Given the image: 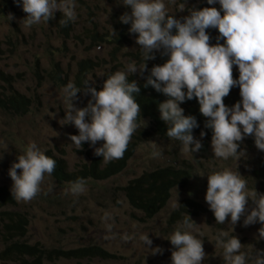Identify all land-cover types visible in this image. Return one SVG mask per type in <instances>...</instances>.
I'll return each instance as SVG.
<instances>
[{"label": "rangeland", "instance_id": "obj_1", "mask_svg": "<svg viewBox=\"0 0 264 264\" xmlns=\"http://www.w3.org/2000/svg\"><path fill=\"white\" fill-rule=\"evenodd\" d=\"M204 1L163 0L167 13L181 21L191 8ZM75 5L76 19L71 21L72 27L66 31L60 22L64 19L63 14L59 11L47 23L41 21L26 28L23 19L27 14L22 10L20 0H0V92H19L30 102L25 115L0 112V151H3L2 145H8L0 158V187H8L10 191L13 182L8 170L17 162V156L24 154L32 143L42 153L51 149L57 156L64 157L69 171L90 160L87 151L93 153L96 147L103 145V141H97L95 145L83 142L81 149L77 150L69 136L77 135L78 130L72 124L62 125L67 106L63 88L67 83L72 82L81 90L73 101L77 108L85 107L91 99L84 88L76 85V75L81 73L85 61L93 65L87 75L93 86L103 84L116 71L127 72L130 64L140 68L144 63L143 50L135 43L137 34L130 33L121 43L100 41V38L112 40L119 17L126 12L131 14L130 6H124L123 0H75ZM9 14L14 19L9 20ZM129 28L130 24H126L125 31L129 32ZM116 44L120 46L115 52ZM54 62L61 65L62 81H52L49 76ZM86 121L90 122V118L86 117ZM194 139L199 140L200 137ZM237 143V151H243L244 155L238 160L234 157L223 159L214 155L211 139L205 150L201 148L191 153L184 151L179 140L147 136L137 146L122 174L104 181L89 179L85 181L86 191L79 195L69 191L71 184H59L45 174L40 193L29 202L14 198L15 206L12 208L28 216V242L63 248L99 244L119 256L118 260H62L57 264H172L171 253L175 248L168 239L177 228L202 239L205 259L201 264H226L224 250L216 243L221 231L228 233L223 238L225 240L236 236L242 244L241 252L247 254L246 264H254L257 250H264V239L258 233L261 224L245 226L244 216L235 225L230 223V217L223 224H218L205 201L207 176L225 169L238 172L246 181L247 191L255 189L264 194V183L255 175L261 165L260 160L264 159V151L256 148L252 136H246ZM154 152L160 155L154 156ZM170 164H187L192 168V178L187 186L173 191L167 205L154 218L139 220L141 214L131 207L119 188L143 171ZM186 196L196 198L206 210L198 214L185 213L180 219L170 220L173 210ZM253 207V201L249 200L245 215ZM188 216L195 223L190 229L182 227ZM144 234L152 241L151 245H144L140 239ZM125 236L130 239L125 240ZM156 247L162 251L152 254L150 249ZM2 248L0 239V250ZM0 264L18 263L0 260Z\"/></svg>", "mask_w": 264, "mask_h": 264}, {"label": "clouds", "instance_id": "obj_2", "mask_svg": "<svg viewBox=\"0 0 264 264\" xmlns=\"http://www.w3.org/2000/svg\"><path fill=\"white\" fill-rule=\"evenodd\" d=\"M20 3L27 14L23 19L26 28L41 21L47 23L56 11L63 14L62 24L76 19L75 0H20ZM207 3H219L223 14L215 7L192 9L181 22L167 13L163 0H123L124 6H130L131 14L124 13L119 20L125 30L126 24H130L129 33L137 34L135 43L143 50L144 63L140 68L130 64L127 72L116 71L103 84H98L103 85L99 91L85 87L83 90L91 96L85 107L77 108L73 103L81 90L72 82L66 84L63 94L67 106L61 120L64 121L62 125L72 124L78 130L77 135L69 136L77 150L83 142L95 145L97 141H103L101 147L94 149L96 156L103 157L105 163L123 158L129 142L132 143L142 125L136 123L141 109L132 95L140 93V87L134 80L128 82V73H136L138 69L143 73L147 70L145 61L155 58L154 51L163 50L161 54H167L169 58L163 65L151 68L144 87L151 86L167 97L158 107L160 119L171 125L167 127L166 135L181 141L185 152L193 153L202 148L200 141L192 135V130L199 127L196 118L184 115V109L180 107L181 103L195 98L200 114L207 118L205 127L212 130L211 146L216 157L240 159L244 152L237 151V142L246 136H252L256 148L264 151V0H207ZM8 18L14 19L11 14ZM209 28L218 30L217 40L223 38L224 44H210L206 32ZM233 65L238 67V79L233 78ZM86 81H89L87 77ZM236 85L241 100L229 108L223 100ZM145 128L143 121L142 130ZM204 135L201 132V137ZM142 142L143 138L137 142L132 155ZM7 146L2 145L0 158ZM43 153L32 143L9 168L8 175L13 182L11 193L17 201L29 202L35 198L41 191L45 174L54 171L56 161ZM241 177L238 172L228 169L207 176L205 201L216 223L223 224L230 217V223L235 225L244 216L245 226L261 224L258 233L264 239V194L255 189L247 191L246 181ZM85 183L79 178L71 184L69 191L73 195L82 194L86 191ZM51 188L50 185L49 191ZM249 200L255 207L245 215ZM202 208L204 211L203 205ZM193 224L188 216L182 227L190 229ZM227 236V232L221 231L216 237L217 245L224 250L226 264H246L247 254L241 252L240 240L236 236L223 239ZM140 239L144 245L152 244L147 234ZM168 240L175 248L171 253L172 264H201L205 259L202 239L191 232L177 228ZM150 251L157 254L162 250L156 247ZM254 264H264V250H257Z\"/></svg>", "mask_w": 264, "mask_h": 264}, {"label": "trees", "instance_id": "obj_3", "mask_svg": "<svg viewBox=\"0 0 264 264\" xmlns=\"http://www.w3.org/2000/svg\"><path fill=\"white\" fill-rule=\"evenodd\" d=\"M204 7H215L221 11L219 3L209 5L207 0L197 4L192 9H202ZM190 11L187 13V16ZM183 21V20H182ZM181 21V22H182ZM72 27L71 21L66 25L64 30H69ZM116 34L113 35L112 40L100 41L108 44L121 43L123 39H127L129 32H125L124 24L119 20L116 25ZM207 34L210 36V44L214 45L217 42L224 44L223 38L217 40L219 36L218 30L215 28L206 29ZM90 33V31H88ZM97 34V33H94ZM173 34L175 30L173 29ZM95 38H98L94 35ZM99 39V38H98ZM120 45L116 44L114 51L118 50ZM161 51H154V59L145 61L147 70L143 73L138 71L135 74L128 75V82L136 81L140 87V93H133L134 100L140 105V115H138L136 123L139 124L145 120L147 121L146 128L142 130V125L133 137L132 143L129 142L127 150L123 158L114 159L105 163L103 157L96 156L90 151V160L79 165L76 170L69 171V166L66 159L62 156H57L51 149L44 150L46 156L56 161V167L50 174L51 178L59 184L70 185L83 178L85 181L91 179L93 181L109 180L112 177L120 174L125 170L128 161L134 151V148L139 140L144 137H158L159 139H169L166 135L167 127L164 121L160 119L158 110L159 104L167 99V97L155 91L151 86L144 87L147 77L150 76V70L154 65H163L169 58L167 54H161ZM144 56V53L142 54ZM93 69L91 63H85L81 67V73L76 75V85L82 88L93 87L97 91L101 90L103 85L93 86L86 81L87 75ZM52 81H62V69L59 63L54 62L53 67L49 72ZM239 70L236 65H233V78L238 79ZM88 82L87 86H84ZM186 91V89H184ZM241 97L239 95V86L232 87L228 96L223 100L224 104L229 108L233 104L239 102ZM184 109V115H192L196 118L199 127L192 130V135L200 137L203 150L207 147V142L212 138V130L205 127L207 118L203 117L199 112V104L195 98L186 100L180 104ZM30 108L29 100L19 92L10 94L0 92V111L11 115L13 112L16 115H25ZM201 132L205 135L201 137ZM176 140V139H175ZM261 165L257 167L255 175L259 181L264 183V159L260 160ZM192 168L187 164L175 165L170 164L155 168L152 171H144L140 176L132 179L127 185L122 186L120 189L125 195L129 203L141 212L140 220L146 221L154 218L165 207L167 202L172 196V193L178 187L187 186L192 178ZM175 208L170 216V220L182 218L185 213L198 214L203 211L201 203L192 196H186ZM9 206V207H8ZM15 206V199L12 197L11 191L8 187H0V210L1 223H0V239L2 242V249L0 250V260L3 261H17L18 264H57L59 261H84L99 259L102 261L118 260V254L109 251L99 244H87L71 248H63L61 246H45L40 242H28L26 235L28 232L29 219L25 212L16 211L12 208ZM8 207V208H6ZM206 208L204 209V211Z\"/></svg>", "mask_w": 264, "mask_h": 264}, {"label": "bare ground", "instance_id": "obj_4", "mask_svg": "<svg viewBox=\"0 0 264 264\" xmlns=\"http://www.w3.org/2000/svg\"><path fill=\"white\" fill-rule=\"evenodd\" d=\"M118 51V50H117ZM116 52V51H115Z\"/></svg>", "mask_w": 264, "mask_h": 264}]
</instances>
